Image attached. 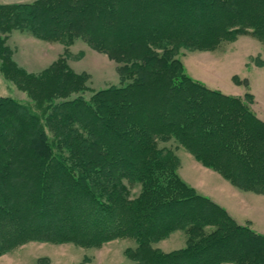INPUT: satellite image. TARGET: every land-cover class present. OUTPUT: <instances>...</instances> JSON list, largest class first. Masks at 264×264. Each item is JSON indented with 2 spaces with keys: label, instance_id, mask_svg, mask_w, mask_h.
I'll list each match as a JSON object with an SVG mask.
<instances>
[{
  "label": "trees",
  "instance_id": "trees-1",
  "mask_svg": "<svg viewBox=\"0 0 264 264\" xmlns=\"http://www.w3.org/2000/svg\"><path fill=\"white\" fill-rule=\"evenodd\" d=\"M13 28L67 46L82 37L120 63L122 84L87 98L90 76L66 56L37 76L15 70L48 102L37 112L0 97V256L28 241L100 247L133 238L134 264H264V235L185 182L177 155L159 147L174 138L234 185L264 192V119L188 75L177 56L245 34L264 44V0L0 3V29ZM127 180L141 183L138 195ZM177 229L185 247L154 245Z\"/></svg>",
  "mask_w": 264,
  "mask_h": 264
},
{
  "label": "rangeland",
  "instance_id": "rangeland-1",
  "mask_svg": "<svg viewBox=\"0 0 264 264\" xmlns=\"http://www.w3.org/2000/svg\"><path fill=\"white\" fill-rule=\"evenodd\" d=\"M35 0H0V3H26ZM196 8L206 12L202 5ZM210 13V12H208ZM209 22V21H206ZM117 32L113 30V33ZM4 47L9 49L13 68H6V56L0 43V97L12 96L42 112L46 102L37 81L26 86L14 78V72L40 75L61 56L71 68L89 74L88 86L82 94L89 98L95 91L112 85H121L120 63L106 52L97 50L82 37L67 46L61 41H49L21 28L0 29ZM223 43V44H222ZM214 50L182 47L178 58L191 77L210 88L239 96L250 109L264 119V44L250 34L240 35L234 41H224ZM45 86H49L47 83ZM40 90V91H39ZM248 93L250 95H248ZM73 95H76L74 93ZM248 95V96H247ZM159 147L172 149L179 159L177 172L197 192L223 206L241 225H247L264 235V192L242 189L220 172L203 165L176 139L159 140ZM264 163V162H263ZM131 195L141 191V183L127 180ZM188 236L177 229L154 245L164 251L183 248ZM133 238L109 241L100 247H84L75 242L28 241L0 256V264H134L126 248L135 246ZM190 264V263H186Z\"/></svg>",
  "mask_w": 264,
  "mask_h": 264
}]
</instances>
